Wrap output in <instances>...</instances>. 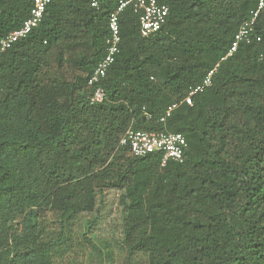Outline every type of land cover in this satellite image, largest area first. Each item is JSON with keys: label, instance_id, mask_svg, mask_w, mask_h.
<instances>
[{"label": "trees", "instance_id": "obj_1", "mask_svg": "<svg viewBox=\"0 0 264 264\" xmlns=\"http://www.w3.org/2000/svg\"><path fill=\"white\" fill-rule=\"evenodd\" d=\"M256 1L157 0L147 37L126 6L100 102L88 79L118 0L46 6L0 54V264H264V11L222 58ZM32 5L0 0V40ZM129 128L181 133L182 162L131 154Z\"/></svg>", "mask_w": 264, "mask_h": 264}, {"label": "built area", "instance_id": "obj_2", "mask_svg": "<svg viewBox=\"0 0 264 264\" xmlns=\"http://www.w3.org/2000/svg\"><path fill=\"white\" fill-rule=\"evenodd\" d=\"M52 0H33L29 16L22 24L8 32L0 40V54L9 49L15 42L26 37V35L35 28L41 21L46 6ZM100 0H89L92 7H98ZM128 5H132L134 12L138 15L139 31L142 37L155 34L165 23L168 14V7L157 0H118L117 6L108 15V36L106 37L105 52L98 61L92 74L88 79V84L96 85L91 97L92 102H100L104 98L103 88L100 86L102 79L115 60L120 43L119 14ZM264 11V0H257L255 8L250 12V16L243 21L234 34L231 46L225 56L231 55L239 43L249 42L253 38V30L258 16ZM259 39V38H257ZM210 70L202 82L191 88L187 95L181 99L172 102L162 110L160 121L165 122L172 111L181 104H192V96L202 91L211 84ZM119 146H127L131 154L143 156L149 153H158L161 156V165H165L169 160L182 162L186 140L179 132L153 131L143 129H127L120 137Z\"/></svg>", "mask_w": 264, "mask_h": 264}]
</instances>
